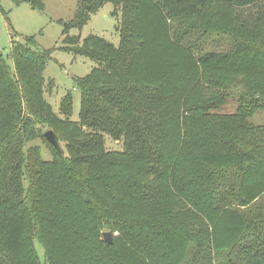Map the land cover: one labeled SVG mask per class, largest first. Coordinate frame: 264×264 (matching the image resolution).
Listing matches in <instances>:
<instances>
[{"label": "trees", "instance_id": "obj_1", "mask_svg": "<svg viewBox=\"0 0 264 264\" xmlns=\"http://www.w3.org/2000/svg\"><path fill=\"white\" fill-rule=\"evenodd\" d=\"M78 1L62 43L96 62L74 79L78 120L70 119L69 93L58 114L43 95L48 51L32 53L31 37L12 40L13 70L0 58V264H264V125L249 122L264 112V46L230 37L225 53L194 55L186 28L171 32L168 24L229 5L232 32L242 36L264 29V0ZM105 3L119 17L118 45L69 34ZM29 56L32 95L15 82ZM169 58L184 72L178 81L151 66ZM201 73L231 91L222 97L237 102L233 116L210 113L223 103L204 101ZM227 123V137L210 145L206 139L216 129L224 137ZM35 124L51 160L23 147ZM202 145L213 151L195 154ZM100 227L118 232L111 244L99 240Z\"/></svg>", "mask_w": 264, "mask_h": 264}, {"label": "rangeland", "instance_id": "obj_2", "mask_svg": "<svg viewBox=\"0 0 264 264\" xmlns=\"http://www.w3.org/2000/svg\"><path fill=\"white\" fill-rule=\"evenodd\" d=\"M78 3V0H42L39 7H33L31 0H0V58L5 61L10 70H13L14 65L10 56L12 40L23 42L25 37H31L34 42L33 47L36 51L33 50L32 53L37 54L38 51H48L46 62L41 73L42 78L46 81L43 88V95L46 97L53 112L58 114L60 101L69 93L72 100L70 119L74 121L78 120L80 111V93L75 86L74 79L84 77L96 65L94 60L74 54L62 43L66 24L70 23L74 18L78 9ZM112 11L113 5L111 3L103 4L97 12L90 16L89 20L81 28H69V34L78 36L80 40L89 35H94L114 45H118L120 43L119 33L117 31L119 17L112 15ZM232 12L231 6L218 4L204 11L199 17L168 20V24L171 32H180L186 28L189 40H193V43L195 42L197 46L195 49H192L194 55H197L201 50L206 54H223L229 49V41L227 39H231L230 37L236 41L241 40L247 43L260 42L264 46V29L246 31L242 36L232 32L236 29L232 22ZM168 54L171 55L172 53L168 52ZM24 59L25 61L21 66L20 74L15 78V82L18 84L19 90L22 83H24L26 95H32L33 82L30 74L34 58L33 56H29ZM152 65L157 69L166 71L164 78L170 81H178L184 73L177 59L169 58V64L166 63L162 66H159L157 61H154L151 63ZM137 70L142 72L141 61L138 63ZM202 74L198 76L199 80L197 82L200 83V91L205 94L204 101L210 103L212 101L217 102L221 99L223 103L218 105L219 108L211 109L210 113L233 116L237 102L231 97H222L230 95L231 91L229 89L223 90L219 87V84H217V79L219 78L215 76L206 78ZM226 74L220 73V78ZM48 91L51 92L49 93ZM23 102L21 106L23 109L22 116H26L27 111ZM2 107H9L7 99ZM249 122L256 125H264V112H259L251 116ZM232 125L230 123L224 125V137L220 133L221 130L216 129L215 134L211 138L206 139L207 142L211 145L213 140L221 141L225 136L227 137L226 131L229 128L231 129ZM32 128H34V131L30 136L31 139L24 141V149L27 147H36L40 150V157L42 159L51 160L53 158V151L42 136V131L44 130H38L37 124L34 127L32 126ZM50 128H54V126L51 125ZM0 129L1 131L5 130L1 125ZM186 133L188 134L187 131ZM183 136L184 133L182 131ZM112 142L110 139H107L106 147L109 149L117 148ZM61 146H64V142L62 141ZM206 149L202 145V147H199L195 151V154L199 151L201 153V151ZM207 150L213 151V149ZM136 215H138L137 212ZM103 232H110L113 240L118 235L117 231H113L108 227H100L99 233L101 234ZM99 240L103 239L99 238ZM35 243L37 254L42 259L43 250L37 242Z\"/></svg>", "mask_w": 264, "mask_h": 264}, {"label": "water", "instance_id": "obj_3", "mask_svg": "<svg viewBox=\"0 0 264 264\" xmlns=\"http://www.w3.org/2000/svg\"><path fill=\"white\" fill-rule=\"evenodd\" d=\"M44 137L45 139L58 151L62 152V149L60 147L58 137L52 130H46L44 132ZM102 239L104 240L105 243L111 244L112 243V238H111V233L110 232H103L102 233Z\"/></svg>", "mask_w": 264, "mask_h": 264}]
</instances>
